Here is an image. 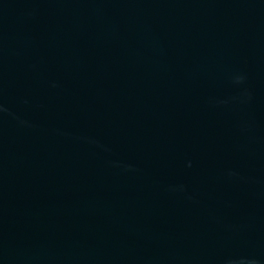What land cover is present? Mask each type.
Listing matches in <instances>:
<instances>
[{
  "label": "water",
  "instance_id": "95a60500",
  "mask_svg": "<svg viewBox=\"0 0 264 264\" xmlns=\"http://www.w3.org/2000/svg\"><path fill=\"white\" fill-rule=\"evenodd\" d=\"M0 264H264V0H0Z\"/></svg>",
  "mask_w": 264,
  "mask_h": 264
}]
</instances>
